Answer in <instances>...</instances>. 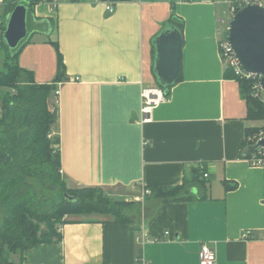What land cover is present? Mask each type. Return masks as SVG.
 Returning a JSON list of instances; mask_svg holds the SVG:
<instances>
[{"label":"crops","instance_id":"crops-1","mask_svg":"<svg viewBox=\"0 0 264 264\" xmlns=\"http://www.w3.org/2000/svg\"><path fill=\"white\" fill-rule=\"evenodd\" d=\"M230 2L36 0L35 32L17 61L36 83L59 90L50 102L60 173L70 188L119 190L111 196L132 202L133 214L58 224L59 239L8 264H142L141 254L147 264H199L202 243L216 264H264V168L241 156L246 129L261 120L247 118L219 54L221 6L228 23ZM173 16L183 21L181 79L143 122L141 93L157 87L153 41ZM58 52L64 73L56 80ZM7 90L0 86V95ZM177 185L185 186L181 199L142 198V187Z\"/></svg>","mask_w":264,"mask_h":264},{"label":"trees","instance_id":"trees-1","mask_svg":"<svg viewBox=\"0 0 264 264\" xmlns=\"http://www.w3.org/2000/svg\"><path fill=\"white\" fill-rule=\"evenodd\" d=\"M239 1L233 0V3ZM18 3L27 7L28 34L13 49L3 40L9 51L0 68V86L8 89L0 95V264H8L11 254H20L30 246L49 242L53 238L59 239L60 235L56 232L58 224L93 216L126 221L130 217L123 210L133 205L132 202L106 195L102 187L70 188L61 179L59 138L53 132L58 111L56 104L50 102L55 85L36 83L32 74L21 68L17 61L20 49L35 32L30 23L36 0H8L6 13ZM5 22L0 28V40L3 39ZM166 28H176L182 35L183 21L173 16L165 23L163 29ZM63 73L64 65L58 52L56 80L61 79ZM231 76L234 78L233 74ZM154 77L164 96L181 79L180 71L172 85L159 83L155 73ZM236 80L247 103V118L263 120V104L251 95L252 80ZM261 126L246 129L241 144V156L246 159L253 153L245 152L253 144L249 137L256 136ZM224 185L226 189L236 186L226 181ZM184 189V185L150 188L152 196L167 200L181 199L179 193ZM46 192L52 196L47 197Z\"/></svg>","mask_w":264,"mask_h":264},{"label":"water","instance_id":"water-1","mask_svg":"<svg viewBox=\"0 0 264 264\" xmlns=\"http://www.w3.org/2000/svg\"><path fill=\"white\" fill-rule=\"evenodd\" d=\"M3 40L16 48L26 38L27 7L16 4L8 13ZM225 41L231 46L245 72L259 76L264 89V7L249 3L241 7L227 23ZM182 35L176 28L163 29L153 43L155 46L154 73L162 85H172L180 71ZM264 148V137L249 146L245 152Z\"/></svg>","mask_w":264,"mask_h":264},{"label":"built area","instance_id":"built-area-1","mask_svg":"<svg viewBox=\"0 0 264 264\" xmlns=\"http://www.w3.org/2000/svg\"><path fill=\"white\" fill-rule=\"evenodd\" d=\"M249 3H257L258 5L264 7V0H246L244 2L240 1L237 3H233V0H231V2L229 3L230 16L232 17L241 7ZM112 10H113L112 7L110 6L107 7L108 12H111ZM3 25H4V20L2 17H0V28ZM226 29L227 26L225 27L224 32L226 31ZM224 32L219 42V54L225 70L230 71L235 79L246 78L252 80L251 95L257 98L263 104L264 107V89L261 87L259 83V76L253 73L245 72L242 69L235 55V52L233 51L231 46L225 41ZM75 79H77V77H75ZM58 93L59 90L54 89L53 91L54 96H57ZM141 98H142V104L140 107L141 121L146 122L150 119L153 108L160 101L164 99V93L158 87H149L142 91ZM263 127H264V123H263ZM262 137H264V128L260 130L256 136L249 137V139L253 142V144H255L256 141ZM248 160L252 165L261 166L264 168V148H258L257 150L253 151L251 157H249ZM207 176H208L207 173H203V177H207ZM141 194H142V198L144 196L151 195V190L147 187H142ZM139 241L141 242V244H143L146 241L144 235L139 237ZM137 260L142 264H147V261L142 256V254L138 257ZM199 264H216L215 252L206 243H202L200 246Z\"/></svg>","mask_w":264,"mask_h":264},{"label":"rangeland","instance_id":"rangeland-1","mask_svg":"<svg viewBox=\"0 0 264 264\" xmlns=\"http://www.w3.org/2000/svg\"><path fill=\"white\" fill-rule=\"evenodd\" d=\"M241 2H244V1H246V0H240ZM239 1V2H240ZM223 9H225V11L224 12H222V10ZM227 6H221V17L223 18V20H224V22L225 21H227ZM6 19V18H5ZM7 20V19H6ZM5 20V21H6ZM220 23V27L223 29V31H224V29H225V27L227 26V22L226 23ZM30 26H32L31 25V23H30ZM3 39H1L0 40V68H2V66H3V62H4V57H5V54L9 51V48H7L3 43ZM263 123H264V120H261V121H256V123H255V125H262L261 126V130L264 128L263 127ZM60 175H61V179H63V181L65 182V184L67 185V183H66V179L63 177V175H62V173H60ZM37 190H38V188H37ZM104 191H105V194L106 195H108V196H111V193H113L114 191H119V190H117V189H104ZM111 191V192H110ZM45 195L47 196V197H49V196H52L50 193H48V192H46L45 193ZM113 197V196H112ZM120 199V198H119ZM132 211V210H131ZM123 212L124 213H127V215H129V216H131L133 213L132 212H130V210H129V207H125L124 208V210H123ZM74 217H76V216H74ZM73 217V218H74ZM42 227H44L43 225H42ZM17 253H15V254H11L10 255V259H12V257L14 256V255H16Z\"/></svg>","mask_w":264,"mask_h":264}]
</instances>
